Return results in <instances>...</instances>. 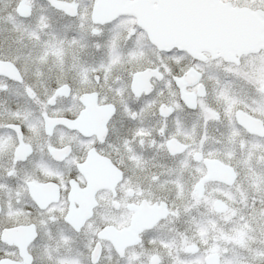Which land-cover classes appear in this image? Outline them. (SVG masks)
Masks as SVG:
<instances>
[{
	"label": "snow or ice",
	"instance_id": "obj_1",
	"mask_svg": "<svg viewBox=\"0 0 264 264\" xmlns=\"http://www.w3.org/2000/svg\"><path fill=\"white\" fill-rule=\"evenodd\" d=\"M8 2L0 264H264V0Z\"/></svg>",
	"mask_w": 264,
	"mask_h": 264
},
{
	"label": "flooded vegetation",
	"instance_id": "obj_2",
	"mask_svg": "<svg viewBox=\"0 0 264 264\" xmlns=\"http://www.w3.org/2000/svg\"><path fill=\"white\" fill-rule=\"evenodd\" d=\"M41 5H46V0H38V5H37L38 8ZM6 6H7V8H11L12 4L9 3L8 0H0V10L6 9ZM53 18L60 25L69 23V20L67 18L61 19L58 15L53 14ZM8 27H9V25H6L3 21H0V38L7 36V37H9L8 42L12 43L15 40L16 34L8 32L7 31ZM18 101L20 103H22V100H19V98H17V97H2V96H0V103H7L8 105H10L13 108H15L17 106ZM128 102L129 103H135V101L131 98L129 99ZM5 115L6 114L3 111H0V119H3L5 117ZM188 119H194V117H188ZM150 122L153 126H156V118L155 117H151ZM112 127H113V131L111 134V146L105 145L104 149L107 153H109L112 156V158L114 160H121L122 155L117 150L119 147V144H120V137L124 134L129 133L130 129L135 127V124H134V122L121 121V119L118 118V119L113 121ZM146 155L151 157L154 154L151 151H148V152H146ZM165 160H166V157L163 154H159V155H155V159L153 162L156 164H159V163L164 162ZM4 164H5V161L0 160V167L4 166ZM23 167L28 171L32 170V165L27 163V162H25ZM128 174L132 175L133 171L131 169H128ZM11 183L14 184L15 181H11ZM24 206L27 207L26 204ZM32 213H33V217H36L38 215V213L34 209L32 210ZM6 220H7L6 217L0 215V223H5ZM79 239H84V237L81 236V237H79ZM38 252H39V248L34 249V253H38ZM107 264H116L115 257H113L111 260H109L107 262Z\"/></svg>",
	"mask_w": 264,
	"mask_h": 264
}]
</instances>
